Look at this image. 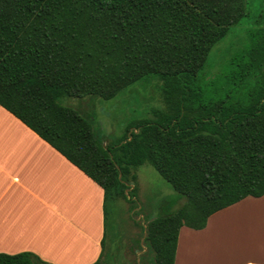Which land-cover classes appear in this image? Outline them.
<instances>
[{
    "label": "trees",
    "instance_id": "trees-1",
    "mask_svg": "<svg viewBox=\"0 0 264 264\" xmlns=\"http://www.w3.org/2000/svg\"><path fill=\"white\" fill-rule=\"evenodd\" d=\"M248 5L0 0V107L103 190L104 235L94 264L103 256L111 204L126 190L134 196L128 176L145 163L185 200L144 219L149 264L174 263L181 227L202 230L218 211L264 195V0L227 63L210 66ZM150 78L161 83L168 110L105 144L89 108ZM0 264L47 263L20 252L0 253Z\"/></svg>",
    "mask_w": 264,
    "mask_h": 264
},
{
    "label": "crops",
    "instance_id": "crops-1",
    "mask_svg": "<svg viewBox=\"0 0 264 264\" xmlns=\"http://www.w3.org/2000/svg\"><path fill=\"white\" fill-rule=\"evenodd\" d=\"M263 207L264 195L246 197L210 216L202 230L181 227L173 264H264L252 254L264 216L248 232L233 219ZM103 235L101 187L0 107V253L94 264Z\"/></svg>",
    "mask_w": 264,
    "mask_h": 264
},
{
    "label": "rangeland",
    "instance_id": "rangeland-1",
    "mask_svg": "<svg viewBox=\"0 0 264 264\" xmlns=\"http://www.w3.org/2000/svg\"><path fill=\"white\" fill-rule=\"evenodd\" d=\"M260 1L249 0L248 16L240 25L233 27L216 46L219 51L214 56L215 49L213 50L210 66L219 68L225 65L229 55L239 48L245 40L244 30L253 27ZM222 46L224 47L220 50L219 47ZM76 102L78 103V100L74 101V99L63 101L64 105L74 106ZM89 109L95 125L104 136L105 144L126 137L133 124L144 120H155L159 112L168 110L162 98L161 83L155 78L136 82L111 100L96 99V106ZM131 176H134V179ZM128 179L133 180L134 196L129 198L130 189L126 190L124 196L118 197L111 204L100 264H149L146 260L152 259L146 254L144 219L154 218L161 212L175 211L185 201L148 163L131 169ZM261 213L264 214V207L247 213L244 219L239 217L233 219L240 221L248 232L254 226L261 225V218L264 216ZM249 218L251 219L248 221Z\"/></svg>",
    "mask_w": 264,
    "mask_h": 264
},
{
    "label": "bare ground",
    "instance_id": "bare-ground-1",
    "mask_svg": "<svg viewBox=\"0 0 264 264\" xmlns=\"http://www.w3.org/2000/svg\"><path fill=\"white\" fill-rule=\"evenodd\" d=\"M259 240L260 241L258 244H256L252 254L254 255L255 259L264 261V236H262Z\"/></svg>",
    "mask_w": 264,
    "mask_h": 264
}]
</instances>
